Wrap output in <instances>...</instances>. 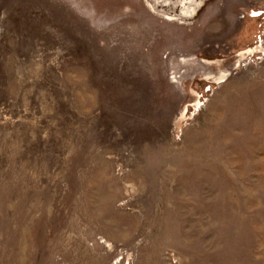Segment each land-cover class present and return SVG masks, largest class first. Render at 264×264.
<instances>
[{
	"label": "rangeland",
	"instance_id": "374dc122",
	"mask_svg": "<svg viewBox=\"0 0 264 264\" xmlns=\"http://www.w3.org/2000/svg\"><path fill=\"white\" fill-rule=\"evenodd\" d=\"M0 264H264V0H0Z\"/></svg>",
	"mask_w": 264,
	"mask_h": 264
},
{
	"label": "bare ground",
	"instance_id": "6f19581e",
	"mask_svg": "<svg viewBox=\"0 0 264 264\" xmlns=\"http://www.w3.org/2000/svg\"><path fill=\"white\" fill-rule=\"evenodd\" d=\"M156 2V1H155ZM159 2V1H158ZM183 2V1H182ZM188 2V1H187ZM166 3V2H165ZM163 6V5H162ZM176 6V5H175ZM159 9V8H158ZM179 15V14H178ZM181 16V15H180ZM190 16V15H189ZM184 17V16H183Z\"/></svg>",
	"mask_w": 264,
	"mask_h": 264
}]
</instances>
